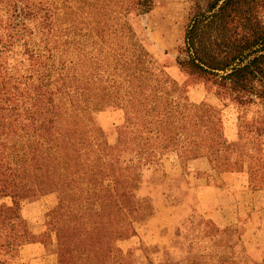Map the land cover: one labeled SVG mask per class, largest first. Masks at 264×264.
Listing matches in <instances>:
<instances>
[{
  "label": "rangeland",
  "instance_id": "374dc122",
  "mask_svg": "<svg viewBox=\"0 0 264 264\" xmlns=\"http://www.w3.org/2000/svg\"><path fill=\"white\" fill-rule=\"evenodd\" d=\"M28 2L33 10L27 15L23 11L17 13L15 22L18 21V24L13 29L18 41L15 48L20 52L44 48L47 33L62 36L68 25L67 17L62 14L63 8L65 9L66 4L75 6L79 3L74 0ZM192 3V0H153L149 12L133 13L119 20H126L132 31L126 34V37L129 36L128 40L122 41L127 45L134 43L141 52L149 53L158 68L177 83V86L171 87L173 89L165 86L168 91L166 94L158 93L173 103L181 100L178 110L185 114L190 128L194 118L200 123L209 124L211 128L220 121L225 137L228 138L230 132L237 137L239 135L240 139L235 141V146L242 154L237 156L250 155L252 158L243 157L248 163H245L241 170L236 166H227L224 168L226 170H222L210 162V168L205 166L201 173L195 174L191 169L192 165H195L194 162L189 156H182L170 139V136L179 135L178 125L172 120L166 124L159 123L157 115L161 112L160 105L158 107L153 104L157 107L151 105L137 113L138 122H147V131L136 128L138 134H134L135 130L129 134L125 133V106L120 100H116V104L109 101L107 104L111 105L98 109L94 122L102 130L105 140L111 145H116L118 141L125 143L124 149H129L133 144H140L139 140L131 143L130 139L139 138L142 134L143 146L154 148V154L150 153L148 163L141 167V183L135 190L136 196L149 203V211L133 221L134 232L128 234L129 236L115 238L113 233L110 235L108 231L111 232V228L116 226L112 220L105 222V226L102 225L99 231L91 232L88 229L90 220L85 223L82 219L87 214L89 205L86 202L74 204L69 187L62 183V180L57 183L53 179L57 178L55 176L59 171L63 172L65 169L54 168L55 154H52L51 142L48 139L53 135L62 137L63 132L71 131V128L75 127H79L81 132L83 122L89 125L84 115L77 114L73 118L66 115V97L76 104L86 106L93 104L106 93H110V96L125 93L126 82L123 80L124 85L120 84L121 79L114 72L121 64L112 60L109 54H105L116 40L115 25H110L91 13H76L73 16L72 28L80 47L86 51L83 56L80 55L82 66L67 65L52 73V79L58 75L61 78L60 82L66 92L62 98L55 92L60 83L45 86L46 90L53 92L51 95L57 103L55 126L51 125L53 113L48 109L39 114V110L32 109L33 100L29 101L26 108L22 106L6 110L1 108L6 100L4 96L0 98V187L7 186L6 194H10L0 196V207H11L8 213L0 211L1 262L264 264V125L255 121L258 116H264V104L251 106L246 110L238 109L227 98L216 95L214 87L203 78L189 75L178 68L175 63L176 48L181 41ZM38 4L50 8L48 22L44 20L41 12L33 14ZM6 16L5 12H1L3 20ZM54 16L61 18L54 22ZM60 41H51L50 47L56 46ZM122 41L117 37L118 45ZM2 55L4 64L8 66L9 62H12L11 59L7 58V53ZM25 66L27 65H17L14 74L27 84L33 81L37 84L32 67L25 70ZM1 77L2 75L0 88ZM17 87L24 92L30 86L20 83ZM141 90L144 94L150 92L148 86H143ZM191 90L198 92L196 101L189 97ZM48 97L51 98L50 94ZM49 98L45 104L49 105ZM16 103L21 104L20 99ZM184 103L188 104V109ZM29 118L43 121L38 131L39 136L34 135V128L39 126L40 122L32 123ZM9 119L15 121L11 126L4 125L3 122ZM25 128L33 135V141L28 142ZM203 136L202 134L200 137L203 139ZM80 146L77 144V149ZM95 153L93 150L91 156ZM223 153L226 157L228 152ZM129 156H120L119 161H124ZM55 158L57 160V157ZM230 158L234 159L233 156ZM82 161H85L83 155L80 158L81 163ZM74 162V158L70 160V166L65 170L67 180L70 177L69 172L75 168ZM98 169H102V166ZM75 175L79 176V183H74V188L86 184L82 171H77ZM206 181L211 184L210 187H207ZM195 182L199 192L193 196V189L188 188L195 186ZM216 183H227L230 186L237 201L236 220L227 218L221 210V206L225 204L221 203L212 191V184ZM92 188L103 205L113 208L121 205V199L115 193L109 177L96 182ZM231 215L233 216V213ZM84 229L86 232L90 231L89 234H85ZM106 238L108 243L100 246Z\"/></svg>",
  "mask_w": 264,
  "mask_h": 264
},
{
  "label": "trees",
  "instance_id": "16d2710c",
  "mask_svg": "<svg viewBox=\"0 0 264 264\" xmlns=\"http://www.w3.org/2000/svg\"><path fill=\"white\" fill-rule=\"evenodd\" d=\"M74 1H79V3H74L75 6L66 4L65 9L62 10V14L67 17L66 21L68 23L62 36L47 33L44 38L46 42L44 48L39 50L34 48L32 51L27 49V52H20L15 48L18 41L13 32L14 27L18 24V21L15 22L16 14L20 11H23L26 15L30 14V10H33V8H30L28 0L25 2L0 0V76L2 75L0 98L2 99V96H4L6 100L5 104L0 107L6 110L22 106L26 108L29 106V101L33 100L32 109L39 110V114L48 109L50 113H53L52 118H54L51 125L54 127L57 103L55 97L51 95L53 92L46 90L45 86L60 83L55 92H58L62 98L66 92L60 82L61 78L58 75L57 78L52 79V73L67 65L82 66L80 55L83 56L86 52L84 48L80 47L75 30L72 28L73 16L79 12L91 13L93 16L109 22L110 25H115L116 40L107 49L108 53L105 54H109L112 60L121 64L114 72L121 79L122 83L120 84L124 85L123 80L126 82L125 93L118 96H110V93H106L97 98L93 104L86 106L76 104L66 97V115L69 118H73L77 114L84 115L89 125L83 122L84 126H81V128L83 127L81 132L79 127L71 128V131L63 132L62 137L53 135L48 141L51 142L52 154L54 153L57 157V160L54 157L55 169L68 170L70 160L73 158L75 160V168L69 172V180H67L65 170L63 172L59 171L58 175L55 176L57 178L53 179L57 183L62 180V183L69 187L71 191V194L70 192L69 194L73 196L72 201L74 204L86 202L89 205L90 208L87 214L82 218L85 223H89L90 220L88 229L91 232L99 231L102 225L105 226V222L112 220L115 221L116 226L111 228V232L106 228L110 235L113 233L115 238L129 236L128 234L134 232L133 221L140 219L149 211V203H146L144 198L136 196L135 190L141 183V167L148 163L150 153L154 154V148L143 146L141 142L143 139L142 134L139 135V138L130 139L131 143L134 140H139L141 145L136 143L130 146L129 149H124L125 143L121 144L119 141L116 145L108 143L102 130L94 124L98 109L111 105L107 102L114 103L116 100H120L121 104L125 106L127 110L124 122L125 133L129 134L132 132L130 129L132 124L138 122V112L143 111L144 108H149L151 105L156 108L157 106L153 104H157L158 107L160 105L162 108H159L161 110L158 117L159 123L172 120L178 125L179 135L177 134L176 137H173L174 135L170 136V139L172 144L180 150V154L189 156V159L207 156L216 168L236 166V168L243 169V165L248 163L243 157H246V159L252 157L250 155L237 156L242 154L235 146V141L240 139L239 135L238 137L234 135V140H229L221 131L220 121L211 128L202 122L201 124L198 119L194 118L192 119L194 121H191L192 128H190L187 125L185 114L178 110L181 106V100L178 99L173 103L167 97L161 96V94L168 92L165 86L173 89L171 87L177 86V83L170 76H167L161 68H158L149 53L141 52L134 43H131V45L123 43L122 40H128L129 38V36L126 37V34L132 33V31L126 20L123 22L119 20L133 13L143 14L149 12L152 9L153 0ZM192 2L181 41L176 48L175 63L178 68L184 73L203 78L214 87L216 95L227 98L238 109L246 110L251 106H262L264 104V0H192ZM39 5L35 6V8L38 7L34 9L33 14L41 12L44 20L48 22L50 8L44 4ZM1 12L7 14L5 20L2 19ZM54 13L55 11L52 12V14ZM60 18L61 16H54L53 20L57 22ZM117 37H119V41H122L119 45ZM59 39L61 41L56 46L50 47L51 41L57 42ZM4 53H7V58L12 61L9 62L8 66L2 60V54ZM19 64L27 65L25 70L32 67L37 84L34 81L27 84L14 74ZM20 83H24L27 87L30 86L28 88L29 92H27V89L24 92L18 90L17 85ZM143 86H148L150 92L144 94L141 90ZM174 93L176 94V92ZM48 94L51 96V98L48 97L50 99L49 105L45 104ZM19 99L21 104L16 103L19 102ZM184 104L188 109V104ZM175 118L176 120H174ZM29 119L32 123L40 122L39 126L34 128V135L39 136L38 131L41 129L40 126L43 121L35 118ZM13 121L15 119L5 120L3 123L11 126ZM255 121L257 124L264 125V116H258ZM28 131L29 129L25 128V133L28 134V142H30L33 141V135ZM145 131L147 130L145 129ZM200 133H205L203 139L200 137L202 135ZM134 134H138L136 130ZM62 140L64 143H62ZM86 141H88L87 144ZM77 144L81 145L78 149ZM24 145L26 147L25 143ZM93 150L96 153L91 156ZM223 151L228 152L226 157L222 153ZM132 152H134L133 155L129 156ZM82 155L85 161L81 163L80 158ZM120 156L129 157L124 161H119ZM230 156H233L234 159ZM100 166H102V169H98ZM205 166L210 168L211 165ZM77 171H82L83 180L86 184L79 185L76 189L74 183H79L77 180L79 176L75 175ZM105 173V176L110 178L115 193L121 199V205L116 208L103 205L102 200L92 188L96 182L106 179ZM225 173L228 174V172ZM205 183L208 185L207 187L211 186L208 181ZM193 185L196 186V182ZM7 189V186L2 185L0 196L10 195L6 194ZM234 194L237 195L236 192ZM61 198L64 199L62 194ZM0 211L8 213V211H11V207H0ZM84 232L89 234L85 229ZM107 243L108 239L106 238L100 246ZM0 264L6 263L0 261Z\"/></svg>",
  "mask_w": 264,
  "mask_h": 264
},
{
  "label": "crops",
  "instance_id": "0c3cea01",
  "mask_svg": "<svg viewBox=\"0 0 264 264\" xmlns=\"http://www.w3.org/2000/svg\"><path fill=\"white\" fill-rule=\"evenodd\" d=\"M196 95L198 96V92L197 91L191 90L189 92L190 99H193L194 101H196L195 100L196 99L195 97H197ZM182 112H183V110H182ZM159 114L157 115V119L159 117ZM146 123H143L141 121L135 122V123L132 124L130 129L131 130H135L136 128H138L139 130H142V131L145 130V129L147 130ZM166 123L167 122H163L162 124H166ZM139 125H140V127H139ZM205 125L211 127L209 124H205ZM203 135H205V133H203ZM205 138H206V136H205ZM228 139L229 140H234V134H232V132H230L228 134ZM235 145H237V144H235ZM191 160L196 165L195 166V165L191 164L192 165L191 169L193 170V172H196L195 174L201 173L200 171L205 169L203 167H205V165H209L210 164L209 158L207 156H198V157L193 158ZM223 167H226V166H223ZM223 167H218V168L224 169ZM175 176H176V174L174 175V177ZM212 185H213L212 186V191L214 193H216V195L219 198L220 202L222 201L221 203L225 204V205L221 206V210L223 211V213L226 215L227 218H230L232 220H236V218H237V203L236 202L237 201H236V199L233 196V193H232V190H231L230 186L227 183H225V184H217L216 183V184H212ZM188 189H193V192H192L193 196L197 195L198 192H199V190H198V188L196 186L189 187ZM218 195H220L221 197H219ZM232 213H233V216L231 215Z\"/></svg>",
  "mask_w": 264,
  "mask_h": 264
}]
</instances>
